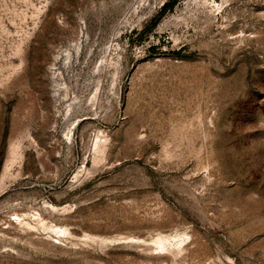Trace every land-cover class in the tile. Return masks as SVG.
<instances>
[{
	"label": "rangeland",
	"instance_id": "1",
	"mask_svg": "<svg viewBox=\"0 0 264 264\" xmlns=\"http://www.w3.org/2000/svg\"><path fill=\"white\" fill-rule=\"evenodd\" d=\"M0 264H264V0H0Z\"/></svg>",
	"mask_w": 264,
	"mask_h": 264
},
{
	"label": "bare ground",
	"instance_id": "2",
	"mask_svg": "<svg viewBox=\"0 0 264 264\" xmlns=\"http://www.w3.org/2000/svg\"><path fill=\"white\" fill-rule=\"evenodd\" d=\"M55 227V229L54 230H57L58 232V234L59 233H61V234H67L68 232H67V230H65V229H63V228H61V227H57V226H54ZM53 229V228H52ZM156 242V241H155ZM180 244V243H179ZM178 246V245H177ZM161 247H162V245H161Z\"/></svg>",
	"mask_w": 264,
	"mask_h": 264
}]
</instances>
